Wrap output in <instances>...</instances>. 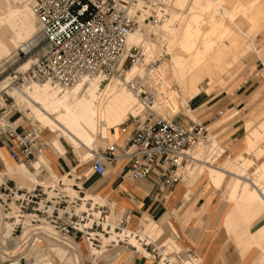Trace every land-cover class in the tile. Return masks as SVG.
<instances>
[{
	"label": "built area",
	"instance_id": "2783aa9c",
	"mask_svg": "<svg viewBox=\"0 0 264 264\" xmlns=\"http://www.w3.org/2000/svg\"><path fill=\"white\" fill-rule=\"evenodd\" d=\"M32 8L38 20L37 36L17 49L10 62L7 87L0 90L3 147L12 162L30 167L46 145L42 132L29 121L14 125L13 116L20 110L7 88L49 83L63 89L82 80L123 79L125 70L142 57L141 48L127 46L129 33L141 23L158 25L172 11L168 0H33ZM27 59L30 64L22 69ZM128 84L141 101L143 113L131 116L118 127L124 136L119 146L107 144L90 157L88 175L106 176L109 168L123 163L131 180L152 177L163 188H173L184 181L185 169L192 160L189 152L206 143L212 134L211 127L157 114L152 108L156 99L141 81L133 78ZM224 114L222 110L213 114L208 125L213 121L218 124ZM4 169L3 165L0 264H29L36 250L48 242L64 245L62 242L68 239L77 242L83 238L89 250L101 246L99 235L108 236L107 232L100 223L93 222L90 228L86 224L92 213L101 212L102 219L109 215V210L97 205L92 208L90 200L85 204L86 194L81 185L71 186L77 196L59 190L57 187L63 184L60 180L55 181V187L48 188L40 182L31 189H23L6 177ZM82 204L86 205L85 211L76 212ZM129 219L125 215L115 229L122 233ZM120 243L117 245L132 248ZM141 243L157 264H181L183 260L199 264L193 252L180 249L171 253L172 260L162 262L164 242ZM8 247L13 248L12 252Z\"/></svg>",
	"mask_w": 264,
	"mask_h": 264
},
{
	"label": "rangeland",
	"instance_id": "374dc122",
	"mask_svg": "<svg viewBox=\"0 0 264 264\" xmlns=\"http://www.w3.org/2000/svg\"><path fill=\"white\" fill-rule=\"evenodd\" d=\"M30 1L23 0L19 4H10L6 0H0V56H6V58L1 57L0 59V83L11 76V69L9 68L10 60H12V56L18 48L17 46L32 38L37 32V24L30 7ZM168 1L171 4L172 11L169 12L165 20L158 25L141 23L136 29H140L143 40L146 43L145 48L141 47V53L145 52L148 47L153 49L148 63L158 61L162 63L157 73L149 79L148 84L154 90L157 104L164 105L159 114L166 117H175L176 120H183L185 122L195 120L207 125V127H211L212 134L210 136L216 138L217 146L215 148H208L206 141L205 144L198 145L189 152V156H194L198 160L197 162L191 160L187 165L192 171L189 177L191 180L190 185L198 178L206 175L207 171L210 174L211 167H220L221 164L226 163V167H223V169L228 171L229 174L223 177L220 176V179H217L219 183L223 182V184L217 188L215 186L218 185L214 184V186L209 181L208 183L215 189L224 187V194L226 199L228 197L230 200L227 199L231 210L233 203L237 205L242 204L243 180L248 182L259 180V171L264 173V0H221L220 8L214 6L218 12L217 18L222 19L223 24L221 27L213 24L211 18L213 10L208 11V9L202 8V6L208 4V0ZM27 7L30 8L26 10ZM222 10L227 15L229 14L230 20ZM225 27L230 31L228 33L227 30V34H224ZM235 38H237L238 46L232 47L230 44L226 46L225 41L228 40V44ZM129 42H131L130 39ZM241 55L243 56L240 57ZM238 57L240 58L238 59ZM8 60L9 63L7 62ZM227 63H230L228 69H226L222 76L216 75L214 72L213 80H210L208 70L204 73L200 71L205 67L207 69L209 66L214 68L213 66L217 67ZM152 65H155L154 68L157 69L160 64L154 63ZM187 68H191V72L193 71L194 74L199 73L201 79L200 89L194 94L184 93L180 88L179 81L184 78L183 74L187 71ZM213 71H215V68ZM145 73L146 68L143 67L139 69L137 74L143 75ZM224 77V82L220 83L221 78L223 80ZM95 81L96 84L94 85ZM87 82L79 88L77 86L75 91L76 89H83L82 91L86 92V88L92 90V86H95L92 90L93 95L86 92L81 99L85 101L86 96L90 97L92 106L88 117L92 119L87 124L90 127L94 119L97 126L98 122L101 121V117L95 116L93 112L102 107L104 98L111 93L113 90L112 84L114 83L113 81L93 79L91 85L88 86L86 85ZM37 84L45 85V83ZM209 88L211 89L209 90ZM205 89L209 90L208 94L204 92ZM71 91L62 90L60 92L59 88L52 91L49 86L45 85V87L40 88V92L37 91L39 93L37 96H46L48 101V98L52 96L50 92L55 94L53 97L55 96L56 98L52 103L55 102L56 108L52 110L47 105V101L41 103V106L45 105L43 109L53 113L61 122L69 120V122L74 123L76 121L74 118L75 113L78 109L81 110L82 108H78V105H76V99L73 97ZM128 93L130 92L128 91ZM65 95L71 98L65 102L64 108L60 109L62 105L60 98ZM132 98L135 99V96L132 95ZM14 99L16 106L20 110L19 114L13 116V121L17 120L14 125H17L21 120L29 121L42 132L43 141H46L49 148L45 150L47 157H45L44 162L37 169L34 168V165L38 159L34 161L31 167L24 165L32 177L29 186H21L15 181L13 182L21 188L31 189L37 182H51L54 180L53 177H64L63 183L66 186V191L70 195H74L75 193L70 186L73 183L79 182L76 181L78 173H83L85 170L88 173V168H90L89 163L78 168L81 158L86 157L83 155L82 149H77L67 136H62L61 133L56 131H49V129L43 127L34 118L32 111L33 109H40V104L33 100H28L19 94H15ZM37 101L40 103L39 100ZM229 102L237 105L236 111L235 109L232 111L225 109V104ZM221 110L225 113L224 119H221L216 125H214V121L208 125V119ZM129 116H137V114L125 113L116 124V128ZM73 129L66 128L68 132L75 135ZM89 130H87L88 134L92 135ZM111 131L108 130L109 136L112 135ZM84 134L86 135L87 132ZM57 137L61 138L62 145L66 151L65 156L68 159L75 160V165H77H73L72 168L70 167L66 171V173L70 172L72 175L68 178L65 177L66 173L59 175L49 162L50 160L54 161L55 154L48 144L52 143ZM101 140V136L98 135L94 142V148L90 150L96 152L101 150L105 146ZM199 160L202 163H199ZM206 166H208V169ZM2 168L3 166L0 164V169ZM42 168L47 174L44 175L42 173L39 175ZM4 171L6 169L3 170V173ZM227 187L232 188L229 189L228 196ZM247 188L252 192L254 191L250 184L247 185ZM86 193L90 195V192L85 190ZM257 199L262 204L259 196H257ZM98 204L105 205L106 203L98 202ZM262 206L264 207V204ZM84 209V207H81V211ZM260 218H263L264 221V212ZM115 220L118 219L116 218ZM138 231L137 234L141 240L148 237L146 234L142 235L140 229ZM110 235L113 242H116L117 238L124 236L115 232H110ZM128 237L130 240L133 239V234H129ZM230 237L235 239V236ZM104 238L107 237H101L103 245L107 243ZM149 240L156 243L164 242H160L162 241L161 239L158 241L157 234L151 235ZM263 241L261 240L259 243L261 247L264 244ZM72 243L76 245L75 242ZM77 243L81 248L79 249L81 250V257L83 251L85 254L84 262L85 264H89L91 259L85 240L83 238L78 239ZM164 243L169 249L174 248L168 241ZM135 245L142 252L143 248L139 242L135 243ZM261 252L263 253V250ZM93 253L95 254L96 251L93 250ZM107 253L109 252L104 254L107 255ZM145 256H148V254L146 253Z\"/></svg>",
	"mask_w": 264,
	"mask_h": 264
},
{
	"label": "crops",
	"instance_id": "0c3cea01",
	"mask_svg": "<svg viewBox=\"0 0 264 264\" xmlns=\"http://www.w3.org/2000/svg\"><path fill=\"white\" fill-rule=\"evenodd\" d=\"M214 6L220 8L221 0H208V4L202 6V8L208 9V11L213 10V16H211L213 24L221 27L223 24L222 19L217 18L218 12ZM222 12L229 18V14L227 15L224 10ZM237 29L241 32L238 27ZM224 30V34H227V30L228 33L230 32L227 27ZM243 35L246 36L245 34ZM132 36L136 43L130 44L142 48L146 47L140 29L136 30ZM221 39L223 38L221 37ZM227 41H225L226 46H229V44L232 47L238 46L237 38L228 44ZM152 52L153 49L148 47L142 53L146 64L150 60ZM1 57L6 58V56H0V59ZM229 65L230 63L217 67L213 66L215 71H213L214 68L209 66L208 69L205 67L200 71L204 73L208 70V76L210 80H213L214 72L216 75L219 74V76H222ZM183 76L184 78L179 81V84L184 93L194 94L199 91L201 84L199 73L194 74L193 71L191 72V68H187ZM224 80L225 77L223 80L221 78L220 83H223ZM113 83V90L103 101L104 118L102 117L100 122L102 124L98 122L99 124L96 126L93 119L92 125L90 127L89 125L86 128L84 127L81 132L78 128L73 129L69 120L61 122L53 113L49 112L47 114L43 108L33 109V116L43 127L49 129V131H56L61 133L62 136H67L77 149H82V153L86 157L88 156V150L94 148V142L98 135L101 136V142L103 144L105 143L104 139L108 138L107 141L109 143L118 146L123 140V136L122 134L118 135L119 132L116 124L125 113L130 112L140 115L143 112V108L136 98H132V95L128 91L117 89L115 82ZM209 90L205 89L204 92L208 94ZM28 95L32 96V100L40 105L47 101L46 96H37L39 93L36 92V89H29ZM60 102L62 104V98H60ZM47 105L52 110L56 108L55 103L51 102L47 103ZM236 108L237 105L232 102L225 104L227 111L234 109L236 111ZM93 113L96 116V111ZM66 128L73 129L75 135L68 132ZM88 129H90L89 131L92 135L88 134ZM108 130H112L111 136H109ZM85 131L87 132L86 135L84 134L86 133ZM3 145L4 141L0 139V160L2 159V163L0 162V164L2 166L4 165L6 169L4 174L10 180L15 181L21 186H29L32 181L29 170L24 165L19 166L12 162L7 152L4 151ZM48 145H50L55 154L54 161L50 160L49 162L59 175L66 173L70 167L72 168L75 165V160L68 159L65 156L66 151L62 145L61 138H55ZM206 146L208 148H215L217 146L216 138L209 136ZM47 148L49 147L47 146ZM45 150L38 157L37 162H35V169L47 157ZM56 155L59 156L56 157ZM190 157L192 161L196 160L194 156ZM223 167H226V163L221 164L220 167H211L210 174L207 171L206 175L198 178L190 185L191 180L189 177L192 171L187 166L184 181L175 185L173 188H163L160 184L154 182L152 177L136 182L132 181L128 177L127 169L123 166V163H118L109 168L106 176L98 177L90 174L82 182L85 190L90 192V195L86 193V197L94 198L101 203H106L105 207L111 212L110 222L112 224L118 226L124 213L129 210L131 218L127 224L128 231L137 234L140 229V233L142 235H148L149 238L151 235L157 234L158 241L159 239L162 240L160 242L168 241L175 249L193 252L198 258L199 264H264V241L262 243L263 245L261 244L262 247L259 244L261 240H264V221L263 218H260L264 212V207L262 206L264 204V173L259 171V180L252 182L243 180L242 204L237 205L231 202L233 206L230 210V204L227 201L228 197L226 199L224 194V187L215 189L208 183L209 181L213 185H218H214L217 188L223 184V182L219 183L217 180L220 179V176L223 177L229 174ZM206 168L208 169V166ZM248 184L253 187V192L247 188ZM229 189L232 188L227 187V196L229 195ZM257 196H259L262 204L258 202ZM116 218L118 220H115ZM230 236H235V239ZM148 237L145 240L152 242ZM72 242L74 241L71 240V248L68 247L71 250L66 247L68 251L61 248H53L52 251L61 264H85L84 252L82 251L81 257L79 247L73 245L74 243ZM135 243V240L132 241V244ZM115 246L102 252L98 258L93 259L89 255L91 259L89 264H156L149 260L151 255L149 256L144 250L140 252L137 247H135L137 250H134L123 245ZM10 249L8 247L9 252H12ZM261 250H263V253ZM106 252L109 253L106 255L104 254ZM144 252L148 256H145L146 253L144 254ZM35 264H51V262L49 257L43 254L38 257Z\"/></svg>",
	"mask_w": 264,
	"mask_h": 264
},
{
	"label": "bare ground",
	"instance_id": "6f19581e",
	"mask_svg": "<svg viewBox=\"0 0 264 264\" xmlns=\"http://www.w3.org/2000/svg\"><path fill=\"white\" fill-rule=\"evenodd\" d=\"M6 1H8L10 4H19L21 1H23V0H15V1H11V0H6ZM32 6H33V0H31L30 1V7H31V10H32V13H33V15H34V18H35V21H36V24H37V32H38V30H39V26H38V20H37V17H36V15H35V13H34V11H33V8H32ZM30 7H27L26 8V10H28ZM25 10V11H26ZM136 30V29H135ZM135 30L133 31V32H130L129 33V35L127 36V38H126V44H127V46L128 47H130V46H134V45H132V44H130V43H134V39H133V36L131 37V35L135 32ZM37 32L35 33V35L32 37V38H30V39H28L27 41H25V42H28V41H31L33 38H35L36 36H37ZM136 35V34H135ZM136 37V36H135ZM129 39H130V41L131 42H129ZM24 43V42H23ZM22 44V43H21ZM21 44L19 45V46H17L18 48L19 47H22L21 46ZM16 47V48H17ZM137 47V46H136ZM139 47V46H138ZM17 48V49H18ZM139 48H141V47H139ZM17 49H16V51H17ZM16 51L14 52V55L16 54ZM13 55V56H14ZM12 56V57H13ZM13 59V58H12ZM12 60H10V62H11ZM30 61L31 60H28L27 62H25L23 65H22V69H24V68H26L29 64H30ZM8 63H9V60L7 61ZM156 64V63H158V64H160L158 67H157V69H155L154 68V66L152 65V64ZM161 62L160 61H158V62H153V63H145V61H144V59H143V57H141L140 58V60H138V62L135 64V65H133V66H131L130 68H127L126 70H125V72H124V74H123V79L122 78H119V77H113V78H111V79H108V80H105V81H113V82H115V84H116V86H117V89H125V90H128L130 93H131V95H133V96H135V98L138 100V102L140 103V105L142 106V108H143V105H142V103H141V101L139 100V98L137 97V95H136V92L135 91H133L130 87H129V84H128V82L130 81V80H132L133 78H138V80L139 81H141V83L154 95V90H153V88H152V86H150L149 84H148V82H149V79L150 78H152L156 73H157V71H158V68L161 66ZM150 66V67H149ZM143 67H145L146 68V73L145 74H143V75H139V74H137L138 72H139V69L140 68H143ZM8 80H9V78L8 79H6V80H4L3 82H1L0 83V90H2V89H4V88H6L7 87V82H8ZM92 80L93 79H89V81L88 80H82V81H80V82H78L77 84H75V85H73V86H70V87H68V88H63L62 90H72L71 91V93H73V97H75V99H76V105H78V108H82L81 110H79L78 109V111L77 112H79V111H81L80 113H75V122L74 123H71L70 122V125H71V127L72 128H78L79 129V131H83V129H84V127L86 128L87 126H88V124H87V122L88 121H91V119L92 118H90V117H88L89 116V111H90V109H91V106H92V102H91V100H90V97L89 96H86V99H85V101L84 100H82L81 98L82 97H84L83 96V94L85 95V93L87 92L88 94H92V90L94 89V85L96 84V81L94 82V85L92 86V90H89V89H85L86 90V92L85 91H82L83 89H81V90H77L76 89V91H75V88L78 86V88L80 87V86H82L83 84H85V82H87L86 83V85H91V83H92ZM39 84H44V83H39ZM45 85H47V86H49V88H51V90L53 91H55L58 87H54L53 85H51V84H49V83H45ZM45 85H38L37 83H34V84H31V85H28V86H23V87H21V88H7V92H8V94L10 95V96H12L13 97V99H14V95L15 94H19V95H21V96H23L24 98H26V99H28V100H32V96H30V95H28V90L29 89H36V92L37 91H39L40 92V88H42V87H45ZM86 85H84V86H86ZM83 86V87H84ZM98 86V85H97ZM82 87V88H83ZM59 90H60V92H62V90H61V88H59ZM116 93V92H115ZM50 95H52L51 97H49L48 98V101H47V103H51V102H53L54 100H55V96L53 97V95H55V94H53V93H51L50 92ZM93 95V94H92ZM160 96V95H159ZM158 96V97H159ZM72 97V98H73ZM93 97V96H92ZM154 97H155V95H154ZM69 98H71L70 96H63L62 97V105H61V108L60 109H63L64 108V104H65V102L69 99ZM167 98V97H166ZM93 99V98H92ZM109 99V98H108ZM155 99H156V97H155ZM83 101V102H82ZM14 102H15V99H14ZM107 102V101H106ZM55 103V102H54ZM160 103V102H159ZM104 104V103H103ZM155 105V106H154ZM45 106V105H44ZM44 106H41L40 105V107L39 108H43ZM162 106H164V105H162V104H157V101L156 100H154V104L152 105V108H154V110L156 111V113L157 114H159V111L161 110V108H162ZM46 110V109H45ZM48 111V110H47ZM46 111V112H47ZM143 113V112H142ZM47 114H49V112H47ZM159 115H161V114H159ZM96 116L98 117H101V119H102V117H103V106L101 107V108H99L98 110H96ZM161 116H164V115H161ZM131 116H129V117H127L126 119H124L123 120V122L120 124V125H122L125 121H127L129 118H130ZM132 117H134V116H132ZM104 118V117H103ZM98 119V118H97ZM16 121V120H15ZM15 121H14V123H15ZM22 121V120H21ZM20 121V122H21ZM99 121V120H98ZM19 122V123H20ZM101 121H99V123H100ZM18 123V124H19ZM32 124V123H31ZM100 124H102V123H100ZM33 125V124H32ZM120 125H118L117 126V128L120 126ZM35 126V125H34ZM101 126V125H100ZM35 129L36 130H38L36 127H35ZM118 135H120L121 133H120V131H119V128H118ZM122 136H123V134H122ZM42 138V137H41ZM108 138H105L104 139V141H105V143H104V145L106 146L107 144H112V143H109L108 141H106ZM123 139H124V136H123ZM42 140H43V138H42ZM123 141V140H122ZM122 141H121V143H122ZM44 142V144L46 145L45 146V149H46V147H47V143H46V141H43ZM120 143V144H121ZM119 144V145H120ZM115 145V144H114ZM118 145V146H119ZM104 146V147H105ZM103 147V148H104ZM197 147V146H196ZM195 147V148H196ZM103 148L101 149V150H103ZM44 149V150H45ZM44 152V151H43ZM98 152H100V150L98 151ZM98 152H96V151H94V150H88V156L86 157V158H81V162H80V164H79V167L78 168H80V167H82L84 164H86V163H88V161H89V159H90V157L92 156V155H94V154H97ZM89 169V168H88ZM127 169V168H126ZM5 170V169H4ZM109 170V169H108ZM27 171V170H26ZM41 172L42 173H44V175L45 174H47V172L42 168L41 170H40V172H39V175L41 174ZM128 174V173H127ZM88 175V173H86V170L85 171H83V173H78V176H77V178L78 179H76V181H79V182H77V183H73L71 186H73L74 184H77V185H81L84 189H85V187H84V185H83V179L86 177ZM90 175V174H89ZM72 175L70 174V172H67L66 174H65V177H71ZM7 177V176H6ZM129 177V176H128ZM8 178V177H7ZM49 178V177H48ZM54 178V180H52L51 182H49V181H46V182H42L41 181V183H42V185L43 186H46V187H55V185H56V183L57 182H55V181H58V180H60V181H62V182H64V177H60V178H56V177H53ZM133 181V180H132ZM136 182V181H135ZM16 184V183H15ZM37 184H40V182H37L34 186H36ZM71 186H70V188H71ZM17 187H19V186H17ZM19 188H21V187H19ZM59 190H62V191H64V192H66V193H68L67 191H66V186H64V183L62 184V185H59L58 187H57ZM23 189H27V188H23ZM72 189V188H71ZM73 190V192L75 193L74 194V196H77L76 195V191L74 190V189H72ZM69 194V193H68ZM70 195V194H69ZM92 201L93 203H91V207L93 208L95 205H97L98 207H100V208H106L107 210H109L107 207H105V205H100V204H98V201H96L94 198H90V197H86V199H85V204L86 203H88V201ZM85 204H82L77 210H76V212H79V211H81V207L83 208H86V205ZM82 211H85V209L84 210H82ZM110 210H109V215H106L104 218H102L101 219V215L100 214H102L101 212H97V213H92L91 214V216H92V219H90V220H88V222H87V224H86V227H88V228H90L91 227V225H92V223L93 222H96L97 224H101V227H102V230L103 231H106L107 232V234H108V236L107 235H99L100 236V240H101V237H107V238H104V240H106L107 241V243L105 244V245H103V243H102V245L100 246V247H97V248H91L90 250H89V255L93 258V259H95V258H98V256L99 255H101L102 254V252H104L106 249H107V247L109 246V245H112V244H114V246L115 245H117L118 243H120V242H125L126 244H128L129 246H131L132 247V249H135V247H136V245L135 244H132V241H136V243H138L139 242V244H140V246L143 248V250L145 251V249H144V247H143V245H142V243L141 242H146V244H148V243H150L149 241H147V240H141L140 239V236L139 235H137V234H134V233H132V232H130V231H128L127 230V224L129 223V221H130V219H129V221H128V223L126 224V229L122 232V233H120V232H118L115 228L116 227H118V226H115L114 224H112L111 222H110V219H111V215H110ZM125 215H129V217H130V213H129V210H127L125 213H124V216ZM124 216H123V218H124ZM123 218H122V220H123ZM131 218V217H130ZM121 220V221H122ZM100 221V222H99ZM108 228H109V230H108ZM110 232H115V233H117V234H121V235H124L122 238L121 237H119V238H117V241L116 242H113V240H111V235H110ZM127 234H128V236H129V234H133V239H131L130 240V238L127 236ZM138 241V242H137ZM141 241V242H140ZM75 242V241H74ZM64 245H60V244H56V243H53V242H48V244L47 245H45L44 247H42V248H38V250H36V254H35V256L33 257V260L32 261H30V263L29 264H35L36 263V261H37V259H38V257L39 256H41V255H43V254H46L48 257H49V260H50V262H51V264H61L60 263V261L58 260V258H57V256L55 255V253L52 251V248L54 247L55 249L56 248H61V249H65L66 251H68V249L69 248H71V240L70 239H68L67 241H63L62 242ZM76 243V245L79 247V249H81L80 248V245L77 243V242H75ZM152 243V242H151ZM121 244V243H120ZM87 245V244H86ZM164 247H166V249H164V252L162 251V253H161V255H163V258H162V262L163 261H165V260H167V261H169V259L170 260H172V257H171V253H174L175 251H178L179 249H175V248H172V249H169L165 244L163 245ZM68 249H67V248ZM88 248V247H87ZM105 249V250H104ZM11 251L13 250V248H11L10 249ZM69 250H71V249H69ZM93 250H95L96 251V253L94 254L93 253ZM81 251V250H80ZM147 252V251H146ZM148 253V252H147ZM149 254V253H148ZM149 255H151V254H149ZM151 258H152V255H151ZM149 260H151V261H154V260H152V259H149ZM155 262V261H154ZM156 264H157V262H155ZM162 264H166V263H162ZM181 264H191L190 262H188V261H185V260H183L182 261V263Z\"/></svg>",
	"mask_w": 264,
	"mask_h": 264
}]
</instances>
